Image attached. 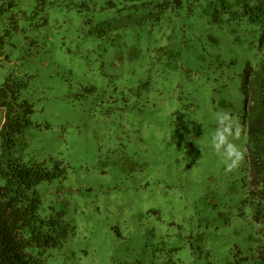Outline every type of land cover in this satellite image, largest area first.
Instances as JSON below:
<instances>
[{
  "label": "rangeland",
  "instance_id": "obj_1",
  "mask_svg": "<svg viewBox=\"0 0 264 264\" xmlns=\"http://www.w3.org/2000/svg\"><path fill=\"white\" fill-rule=\"evenodd\" d=\"M163 2L0 0V84L33 108L22 158L65 169L39 185L67 231L48 264H254L241 88L259 27Z\"/></svg>",
  "mask_w": 264,
  "mask_h": 264
},
{
  "label": "trees",
  "instance_id": "obj_2",
  "mask_svg": "<svg viewBox=\"0 0 264 264\" xmlns=\"http://www.w3.org/2000/svg\"><path fill=\"white\" fill-rule=\"evenodd\" d=\"M184 1L165 0L161 6H181ZM234 17L259 27L257 63L247 65L242 80L243 123L247 126V179L243 203L257 225L254 264H264V0H213ZM24 84L7 79L0 84V264H48L52 248L64 235L58 217H44L39 185L50 182L65 169L45 162L25 161L21 150L31 124V104L21 99Z\"/></svg>",
  "mask_w": 264,
  "mask_h": 264
},
{
  "label": "clouds",
  "instance_id": "obj_3",
  "mask_svg": "<svg viewBox=\"0 0 264 264\" xmlns=\"http://www.w3.org/2000/svg\"><path fill=\"white\" fill-rule=\"evenodd\" d=\"M237 155H238L239 159H242V155L241 154L237 153Z\"/></svg>",
  "mask_w": 264,
  "mask_h": 264
}]
</instances>
